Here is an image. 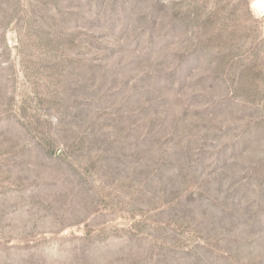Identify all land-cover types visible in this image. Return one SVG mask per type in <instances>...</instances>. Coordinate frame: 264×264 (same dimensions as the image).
Listing matches in <instances>:
<instances>
[{
  "label": "rangeland",
  "instance_id": "374dc122",
  "mask_svg": "<svg viewBox=\"0 0 264 264\" xmlns=\"http://www.w3.org/2000/svg\"><path fill=\"white\" fill-rule=\"evenodd\" d=\"M0 264H264V0H0Z\"/></svg>",
  "mask_w": 264,
  "mask_h": 264
}]
</instances>
